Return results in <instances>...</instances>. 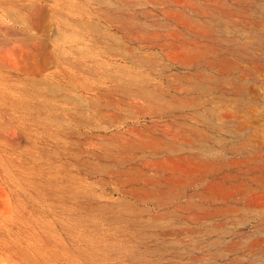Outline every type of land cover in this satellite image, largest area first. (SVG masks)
<instances>
[{
    "label": "rangeland",
    "instance_id": "rangeland-1",
    "mask_svg": "<svg viewBox=\"0 0 264 264\" xmlns=\"http://www.w3.org/2000/svg\"><path fill=\"white\" fill-rule=\"evenodd\" d=\"M0 264H264V0H0Z\"/></svg>",
    "mask_w": 264,
    "mask_h": 264
},
{
    "label": "bare ground",
    "instance_id": "bare-ground-1",
    "mask_svg": "<svg viewBox=\"0 0 264 264\" xmlns=\"http://www.w3.org/2000/svg\"><path fill=\"white\" fill-rule=\"evenodd\" d=\"M36 20V19H35ZM39 21V20H38ZM36 22V21H35ZM10 171V170H9ZM13 172V171H12ZM142 217V216H141ZM23 225V224H22ZM39 229V228H38ZM20 240V239H19ZM42 251V250H41Z\"/></svg>",
    "mask_w": 264,
    "mask_h": 264
}]
</instances>
